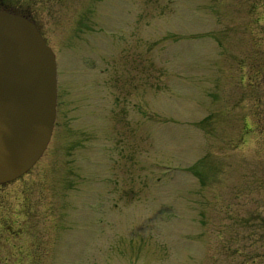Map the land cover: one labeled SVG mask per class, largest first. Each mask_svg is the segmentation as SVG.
Segmentation results:
<instances>
[{
	"label": "rangeland",
	"instance_id": "374dc122",
	"mask_svg": "<svg viewBox=\"0 0 264 264\" xmlns=\"http://www.w3.org/2000/svg\"><path fill=\"white\" fill-rule=\"evenodd\" d=\"M22 3L58 99L0 264H264V0Z\"/></svg>",
	"mask_w": 264,
	"mask_h": 264
},
{
	"label": "water",
	"instance_id": "95a60500",
	"mask_svg": "<svg viewBox=\"0 0 264 264\" xmlns=\"http://www.w3.org/2000/svg\"><path fill=\"white\" fill-rule=\"evenodd\" d=\"M55 61L35 27L0 12V184L30 168L49 140Z\"/></svg>",
	"mask_w": 264,
	"mask_h": 264
},
{
	"label": "flooded vegetation",
	"instance_id": "af4514ba",
	"mask_svg": "<svg viewBox=\"0 0 264 264\" xmlns=\"http://www.w3.org/2000/svg\"><path fill=\"white\" fill-rule=\"evenodd\" d=\"M17 1V2H16ZM19 1V2H18ZM0 7L14 14H26L31 17L29 8L23 5L22 0H0ZM33 19V17H31ZM2 189L0 188V191Z\"/></svg>",
	"mask_w": 264,
	"mask_h": 264
}]
</instances>
